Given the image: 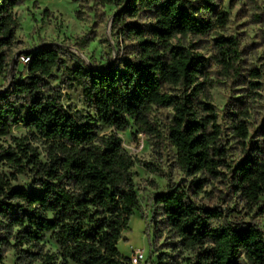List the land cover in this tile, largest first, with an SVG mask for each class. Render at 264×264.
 <instances>
[{
    "label": "trees",
    "instance_id": "obj_1",
    "mask_svg": "<svg viewBox=\"0 0 264 264\" xmlns=\"http://www.w3.org/2000/svg\"><path fill=\"white\" fill-rule=\"evenodd\" d=\"M21 1L0 0V75L13 72L0 86V135L16 124L27 130L13 138L14 145H0V159L13 168L10 176L0 171V264L8 250L15 251L16 264H132L118 242L140 209L131 171L136 160L118 131L133 126L161 135L151 117L156 108L172 109L167 137L177 166L192 177L153 194L171 248L189 252L185 264H264L262 230L220 223L219 207L194 200L209 178L223 179L245 204L264 213V122L250 136L245 120L230 112L241 154L229 164L218 114L202 98L205 82H198L206 60L172 41L223 29V0H101L118 7L113 23L130 48L107 66L76 62L66 68L85 108L64 104L62 88L53 84V68L66 67L57 45L24 51L25 74L14 75L12 11ZM215 42L216 61L226 73L235 72L236 41L219 35ZM30 140L43 143L44 157ZM27 171L28 187L12 184ZM47 233L56 251L45 249Z\"/></svg>",
    "mask_w": 264,
    "mask_h": 264
},
{
    "label": "rangeland",
    "instance_id": "obj_2",
    "mask_svg": "<svg viewBox=\"0 0 264 264\" xmlns=\"http://www.w3.org/2000/svg\"><path fill=\"white\" fill-rule=\"evenodd\" d=\"M218 5L228 13V22L223 29L217 28L206 35H178L172 41L179 40L206 60L198 75V82H205L206 97L202 98L210 102L218 114L221 142L227 148L228 163L233 165L241 154V146L230 127V112L235 113L234 118L245 120L250 136L264 122V0H223ZM117 9V6L105 5L101 0H22L12 11L17 24L9 48L12 62L17 63L14 75L25 74L24 64L20 61L24 51L57 45L61 48V58L66 67L53 68V84L62 88L64 104L85 108L81 89L69 84L66 68H72L76 62L92 67L107 66L129 50L130 40L122 37L113 23ZM219 35L232 37L237 43L239 56L235 72L226 73L216 61L215 40ZM253 69L256 77L251 76ZM12 75L11 70L1 74L0 86ZM172 113L171 108L153 110L152 121L158 125L161 135L136 132L133 126L118 131L123 148L136 160L131 171L140 205V209L132 214L128 228L123 231L118 249L127 257H131L135 250L143 251L144 257L138 264H160L159 261L185 264L183 258L189 255L188 251L171 248L162 216L153 203L154 193L165 190L169 184H185L192 179L177 166L176 149L167 137ZM26 133L24 126L16 124L8 134L0 135V145H14L13 138ZM29 142L44 157L43 143ZM146 162L151 165L146 167ZM0 171L10 176L13 168L6 160L0 159ZM220 180L209 178L194 200L219 207L224 215L220 223L245 222L264 233V213L257 207L250 208L228 182ZM30 181L27 171L12 180V184L28 187ZM42 242L45 249L57 250L49 233L45 234ZM1 264H16L15 251H6Z\"/></svg>",
    "mask_w": 264,
    "mask_h": 264
},
{
    "label": "built area",
    "instance_id": "obj_3",
    "mask_svg": "<svg viewBox=\"0 0 264 264\" xmlns=\"http://www.w3.org/2000/svg\"><path fill=\"white\" fill-rule=\"evenodd\" d=\"M20 61L23 64H25V63H27L29 61V57L26 54H23L22 53L20 55ZM143 257H144L143 251H141L140 249H138V250H135L132 253L130 259H131L132 264H138L143 259Z\"/></svg>",
    "mask_w": 264,
    "mask_h": 264
}]
</instances>
